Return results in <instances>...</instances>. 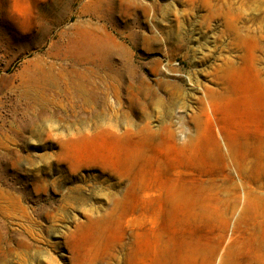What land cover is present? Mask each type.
Masks as SVG:
<instances>
[{"label":"rangeland","instance_id":"1","mask_svg":"<svg viewBox=\"0 0 264 264\" xmlns=\"http://www.w3.org/2000/svg\"><path fill=\"white\" fill-rule=\"evenodd\" d=\"M0 264H264V0H0Z\"/></svg>","mask_w":264,"mask_h":264},{"label":"bare ground","instance_id":"2","mask_svg":"<svg viewBox=\"0 0 264 264\" xmlns=\"http://www.w3.org/2000/svg\"><path fill=\"white\" fill-rule=\"evenodd\" d=\"M103 18V17H102ZM111 36V35H110ZM85 39H84V42L86 41H88V42H91V41H94L95 39L93 38V37H91V36H87V35H85V37H84ZM81 40V39H80ZM99 41V40H98ZM82 42V41H81ZM88 42H87V44H88ZM79 43V42H78ZM99 43V42H98ZM80 45H81V43H79ZM89 45V44H88ZM88 45H87V47H88ZM76 46V45H75ZM74 46V47H75ZM81 46H83V45H81ZM85 46V45H84ZM99 46V45H98ZM91 47V46H90ZM95 47V46H94ZM82 48H84V50L86 49V47H82ZM92 48V47H91ZM76 49V48H75ZM78 49V48H77ZM77 51V50H76ZM82 51V50H81ZM88 51V50H87ZM86 52V51H85Z\"/></svg>","mask_w":264,"mask_h":264}]
</instances>
